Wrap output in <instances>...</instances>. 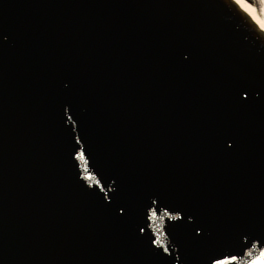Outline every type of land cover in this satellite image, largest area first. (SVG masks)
Returning <instances> with one entry per match:
<instances>
[{"label": "water", "instance_id": "1", "mask_svg": "<svg viewBox=\"0 0 264 264\" xmlns=\"http://www.w3.org/2000/svg\"><path fill=\"white\" fill-rule=\"evenodd\" d=\"M210 1L0 0V264L260 257L264 34Z\"/></svg>", "mask_w": 264, "mask_h": 264}, {"label": "bare ground", "instance_id": "2", "mask_svg": "<svg viewBox=\"0 0 264 264\" xmlns=\"http://www.w3.org/2000/svg\"><path fill=\"white\" fill-rule=\"evenodd\" d=\"M255 22L259 31L264 34V8L256 9L247 0H233Z\"/></svg>", "mask_w": 264, "mask_h": 264}, {"label": "snow or ice", "instance_id": "3", "mask_svg": "<svg viewBox=\"0 0 264 264\" xmlns=\"http://www.w3.org/2000/svg\"><path fill=\"white\" fill-rule=\"evenodd\" d=\"M231 261H235L236 257L231 256L230 257ZM214 264H229L228 261H222V260H215ZM251 264H264V252H261L260 257L254 261H251Z\"/></svg>", "mask_w": 264, "mask_h": 264}, {"label": "rangeland", "instance_id": "4", "mask_svg": "<svg viewBox=\"0 0 264 264\" xmlns=\"http://www.w3.org/2000/svg\"><path fill=\"white\" fill-rule=\"evenodd\" d=\"M250 4H252L256 9L264 8V0H247Z\"/></svg>", "mask_w": 264, "mask_h": 264}]
</instances>
